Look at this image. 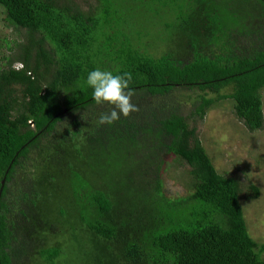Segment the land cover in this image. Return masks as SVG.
<instances>
[{"label": "trees", "instance_id": "1", "mask_svg": "<svg viewBox=\"0 0 264 264\" xmlns=\"http://www.w3.org/2000/svg\"><path fill=\"white\" fill-rule=\"evenodd\" d=\"M89 1L0 0L27 31L0 54V264H264L239 179L194 125L229 99L264 129V0ZM96 67L133 77L138 111L111 126ZM177 160L192 191L171 198Z\"/></svg>", "mask_w": 264, "mask_h": 264}, {"label": "rangeland", "instance_id": "2", "mask_svg": "<svg viewBox=\"0 0 264 264\" xmlns=\"http://www.w3.org/2000/svg\"><path fill=\"white\" fill-rule=\"evenodd\" d=\"M85 6H89L94 1L82 0ZM89 2V3H88ZM136 13H141L136 10ZM136 14L135 23L141 19ZM138 16V17H137ZM6 14L0 5V54H11L8 43L13 45L14 41L25 39L26 30L19 33L11 27L5 20ZM146 21V20H145ZM144 21V22H145ZM148 25L150 23H147ZM22 68V63L14 64ZM229 92V89H226ZM198 95V89L177 90V95ZM213 96L210 94V97ZM185 97V96H184ZM182 97L185 99L187 97ZM180 102V101H179ZM264 102V91H263ZM233 100H225L218 103L213 109L209 110L205 119L197 118V134L205 146L209 155L212 157L214 165L218 171L226 176H234L239 179L243 194L244 215L249 227V232L260 244L264 243V129L250 130L246 124L235 114ZM191 106L184 107V114L189 115ZM196 121V122H197ZM173 160V158H172ZM254 184L259 189V196L256 198L254 190L250 186ZM13 185V184H11ZM19 186H14L15 204L19 193ZM164 190L171 198L185 197L192 191L189 166L182 165L178 160L173 161L164 174ZM16 209V208H15Z\"/></svg>", "mask_w": 264, "mask_h": 264}, {"label": "clouds", "instance_id": "3", "mask_svg": "<svg viewBox=\"0 0 264 264\" xmlns=\"http://www.w3.org/2000/svg\"><path fill=\"white\" fill-rule=\"evenodd\" d=\"M130 72L114 73L96 67L90 70L85 79V84L91 89L92 100L97 105L107 104L111 110L99 116L100 125H113L121 117H128L131 113L138 111L136 104L132 102L135 89L130 87L132 82Z\"/></svg>", "mask_w": 264, "mask_h": 264}]
</instances>
